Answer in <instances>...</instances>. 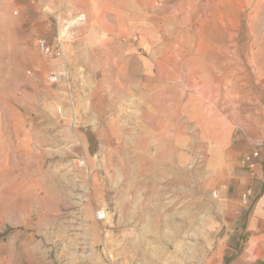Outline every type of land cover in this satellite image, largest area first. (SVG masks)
<instances>
[{
	"label": "rangeland",
	"instance_id": "374dc122",
	"mask_svg": "<svg viewBox=\"0 0 264 264\" xmlns=\"http://www.w3.org/2000/svg\"><path fill=\"white\" fill-rule=\"evenodd\" d=\"M238 3L0 0V264L218 263L206 133L226 114ZM74 24L62 59L40 56ZM182 57L217 76L180 79Z\"/></svg>",
	"mask_w": 264,
	"mask_h": 264
},
{
	"label": "crops",
	"instance_id": "0c3cea01",
	"mask_svg": "<svg viewBox=\"0 0 264 264\" xmlns=\"http://www.w3.org/2000/svg\"><path fill=\"white\" fill-rule=\"evenodd\" d=\"M120 6L115 18V27L119 28L124 23ZM230 12L228 38L236 47L224 59L223 74L217 76L212 65L200 67L197 57H182L179 78H193L195 85H206L217 76L220 84L226 85V90H218V94L228 96L226 114L218 115L213 131L206 133L210 144L206 167L212 190L218 193L217 206L224 227L215 254H220V260L215 264H264V0H242ZM79 17L86 22L85 13ZM101 68H93L92 73ZM89 127L97 131L100 140L104 139L106 130L101 123L89 121ZM142 152L154 161L164 157L154 147ZM255 152L257 157L252 156Z\"/></svg>",
	"mask_w": 264,
	"mask_h": 264
},
{
	"label": "built area",
	"instance_id": "2783aa9c",
	"mask_svg": "<svg viewBox=\"0 0 264 264\" xmlns=\"http://www.w3.org/2000/svg\"><path fill=\"white\" fill-rule=\"evenodd\" d=\"M81 17H77V19H73V23L79 22ZM78 26V24H74L71 26H67L64 29L67 30V32H63V34H57V38L55 39V42L53 45H49L45 40H38L37 41V50L40 56L43 58H48V59H62L63 54H62V49H61V44L63 41L67 40L70 36V32L68 31L70 28L72 29L73 27ZM68 36V37H67ZM59 75H57V72H53L50 77L49 81L52 83H55L58 79ZM253 157H257V152L252 154ZM245 199V196L243 197ZM101 214V213H100ZM102 216H99L101 218Z\"/></svg>",
	"mask_w": 264,
	"mask_h": 264
},
{
	"label": "trees",
	"instance_id": "16d2710c",
	"mask_svg": "<svg viewBox=\"0 0 264 264\" xmlns=\"http://www.w3.org/2000/svg\"><path fill=\"white\" fill-rule=\"evenodd\" d=\"M5 235V234H4ZM3 235H0V238L2 237Z\"/></svg>",
	"mask_w": 264,
	"mask_h": 264
}]
</instances>
